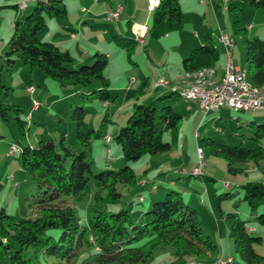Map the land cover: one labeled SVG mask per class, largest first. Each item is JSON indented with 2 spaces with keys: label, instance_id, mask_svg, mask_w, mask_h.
I'll use <instances>...</instances> for the list:
<instances>
[{
  "label": "trees",
  "instance_id": "trees-1",
  "mask_svg": "<svg viewBox=\"0 0 264 264\" xmlns=\"http://www.w3.org/2000/svg\"><path fill=\"white\" fill-rule=\"evenodd\" d=\"M246 1L252 8H264V0ZM46 16L67 18L66 1L37 0L26 15L20 13L17 16L8 46L0 58H5L4 66L9 70L20 59L27 67L30 78L38 68L49 77L77 85L84 98L93 96L102 103L108 102L112 96L111 82L105 73L107 54L96 52L92 63L76 65V58L68 50L40 39L46 26ZM183 26L184 12L180 0H162L153 11L150 33L154 38H160ZM245 30L247 28L238 26V31ZM114 39L126 49L132 61L135 42L138 41L135 38ZM15 54H19L18 59L14 58ZM220 54L214 35L205 34L202 44L183 59L184 73L208 65L215 67ZM246 60L250 80L256 87L263 85V39L256 36L248 38ZM0 88L7 90V94L11 90V87L3 84L1 76ZM172 94L174 92L171 91L170 95L152 102L133 104L126 124L113 138L120 145L125 161L118 170L112 168L111 161H107L104 169L93 171L87 151H91V140L100 137L101 133L88 127L86 116L90 111L80 102L72 103L71 117L77 125L76 137L81 151L74 150L66 143L65 134L61 135L59 143L42 137L37 145L21 144L17 152L20 166L37 189L33 195L34 202L29 204L35 215L19 219L5 207H0V264H75L84 251L96 253V264H110L114 261L121 264H149L154 252L166 246L177 250L176 260L167 264H187L183 253L190 250L195 251L197 257H218L220 248L204 229L198 210L176 187L169 186L165 196H154L150 206L144 207L142 215L136 220L130 208L111 211L90 206L87 210L88 224L81 225L74 206V201L83 196L91 179L100 185L94 199L119 203L123 196L118 184L129 187L137 183L132 163L146 154L155 156L168 152L179 142L183 115L167 103L158 105V102ZM24 112L21 105L5 102L0 92V121H14L23 135L28 129V120L22 118ZM250 125L255 140L264 138V123L252 121ZM165 136L169 139L166 140ZM202 146L207 147L213 155L224 158L234 173L237 171L233 167L236 163L259 164L264 160V147L260 146L222 143L211 136L201 138L200 149L204 154ZM182 173L185 175L179 178L194 175L207 179L208 176L205 170L201 175H195L192 171L190 174L188 171ZM154 183L157 181L152 182L155 193L159 185ZM148 185L144 180L141 187ZM240 187L251 213L258 215V220L264 224V182L247 181ZM103 191L106 192L105 196L102 195ZM145 199V195H139L140 202L143 203ZM216 206L220 209L219 203ZM229 217L236 253L246 264H264V256L255 248L256 244L262 243L263 237L255 235L247 221L235 213H229ZM80 264L92 263L81 261Z\"/></svg>",
  "mask_w": 264,
  "mask_h": 264
},
{
  "label": "rangeland",
  "instance_id": "rangeland-1",
  "mask_svg": "<svg viewBox=\"0 0 264 264\" xmlns=\"http://www.w3.org/2000/svg\"><path fill=\"white\" fill-rule=\"evenodd\" d=\"M65 1L68 7H70L69 18L73 21L75 15L72 6L81 2H79V0ZM84 1L85 3L83 5H85L88 10H91L90 1ZM183 1L185 13L184 26L179 30L169 32V35L173 39L180 38V41L184 40L183 42H185L189 38V35H194V33L198 32L201 41L202 36L207 30L208 32L212 30L214 34H218V24H222L224 30L229 33V30H227L228 24L231 26L230 32L235 39L236 45H240V40H243V44L247 47L249 35L253 36L251 34L258 33L257 31L264 32V29L260 30L257 25V23L264 24V9H252L249 5H240L237 7L238 9H236L232 4L229 10H219L216 8L215 12L212 5L208 2L201 4V0H195L193 3H186L185 0ZM100 2H107V0H100ZM240 2L244 3L245 0ZM134 3V0H117V4L125 7V10H129ZM31 5L33 6V4L29 3L30 7L27 10L24 9V15L30 11ZM123 10L124 9H122V12ZM15 12L16 10L12 4H4V1L0 0V38L4 37L8 30L6 24L8 19L7 16L10 17L11 14ZM110 13L112 12H109L107 16H109ZM105 19L106 16L103 17L101 24L98 25V28L95 30L101 31L100 34H103L105 31L110 32L111 37L115 34L116 25L112 22L104 21ZM56 20V18L46 16V26L40 34V39L42 41L47 39V33L50 32V29L53 26L56 27ZM127 21L128 20L125 22ZM237 21H240V27L244 28H247L248 24L251 22L256 24V32H254L255 30L252 31L251 27H248L247 33H245V31H238ZM92 24L96 26L97 22ZM100 34L89 31L85 37V44L89 46L100 44L103 48L107 49V52L110 51L113 55L109 60L107 72L112 75V93L114 95L119 94L120 100H118L117 103H112L114 106L110 113V122L105 120L108 109L104 106L102 101L93 96L84 98L80 87L72 82L66 80L60 81L49 77L38 68L35 69L30 78L27 67L22 60L18 59L19 54L14 55V58L18 60L9 70L4 66L5 58L0 59V76L2 82L11 87L8 94L7 90L0 88L1 98L7 103L21 105L25 109L22 118L28 120V129L25 135L21 133L17 123L14 121L9 123L0 121V183L2 184L0 190V207H5L10 214L15 215L19 219L34 217V211L29 204L34 202L33 195L36 194L37 189L20 166L18 153L11 154L9 152L11 144H15L19 147L21 144L37 145L42 137L48 140L53 139L56 143H59L61 135L65 134L66 143L74 150L78 152L81 151V146L76 137L77 125L71 117L72 103L74 101L80 102L84 108L90 111L86 116L88 127L101 133L100 137H94L91 140V151H87L92 160L93 171L99 172L104 169V164H108L106 163L107 161H111L112 168L118 170L124 165L125 161L121 152V147L113 137L119 132L121 127L126 124V110L128 109L125 108L123 111L116 110L120 102H124L123 97L126 90V86H124V89L118 90L119 75L121 72L132 70L129 76L140 79V86L136 84L131 91L132 93L134 89L137 88L140 92H148L150 94L156 87L163 88L162 91L171 92L170 87L164 89L165 86L157 85L158 80L163 78L166 79L164 71L166 63H162L160 60L161 56L170 55L172 59L179 56L177 48L172 47L173 45H170L168 41H166L169 38L160 37L155 39L152 37L151 33H148L145 36L144 42H138L136 45V50L133 55L138 58V65H135L129 60L127 51L126 54H122V52L115 50L117 47L125 49L124 47L122 48L118 45L115 40L112 41L113 43H109V39ZM78 35V39L83 40L82 34L78 33ZM219 46L221 53L220 59L222 58V60H224V49L221 45ZM63 50H66V48H63ZM232 52L233 58H236L233 50ZM111 69H113V72H111ZM147 78L150 80L149 86L146 84ZM179 82H176V84H181V80ZM249 82L254 85L250 80ZM29 85H34L36 87L37 91L35 95H31L27 91ZM35 98L42 105L39 109L40 113L33 112L32 110ZM152 99L153 98L147 100L145 103L151 102ZM167 100H172V107L184 115L180 126L179 142L168 152L156 156L146 154L140 160L132 163L137 175V183L129 187L118 184V189L123 196L119 203L94 199V195L100 190V185L94 179H91L83 196L74 201L80 224H88L87 210L90 206L96 209H109L111 211L130 208L134 220L138 219V217H140V211H143L144 207L150 206L154 196L158 194L165 196L169 185L163 180V177H171L176 179L178 183L176 188H178L179 192L198 210L204 229L210 234L212 240L218 244L220 248L218 262L221 258L230 257L234 260L233 264H246L235 251V239L231 230L229 213H235L238 217L246 220L248 227L253 226L257 228L254 234L262 236L263 241L261 244H256L255 248L261 256H264V224L258 220V215L251 213L247 202L244 200L243 189L240 187L244 182L259 181V179H261L260 174L262 171L257 163H236L233 167L237 168L239 172L234 173L230 171L228 163L224 158L213 155L207 147L202 146L207 165L205 174L214 179H205L203 176L194 175L179 178L180 175L178 174V172L182 173L186 171L182 170L180 172L179 170L182 169V167L189 169L194 165V154L197 159V149L199 150L200 148L197 147L194 135L198 131L202 132V137H205L204 135L209 136L208 134H210L214 136L213 138L215 140L227 144L238 145L243 143L244 146L248 147H256L264 144V140L257 142V140L251 139V132L253 130L248 126L247 122L241 123V121L238 120V115L245 113L251 116L249 121L254 120L256 123H262L264 122V110L246 112L241 110L234 114L224 109L222 111L220 110L224 117L219 118L217 112H211L206 116L204 112L201 111L200 105V107L193 106L191 111H187V105L183 97H180L177 93H174L172 97H167ZM116 112L120 113V115H116ZM12 114L14 115V113ZM28 116L31 117L28 118ZM107 135L112 137L111 143L105 142ZM165 139L168 140L169 138L165 136ZM199 141L201 145V138ZM179 156L181 157L180 160L177 159ZM263 163L264 160L261 161V164ZM252 169L254 170L252 171ZM262 169L264 170V167H262ZM191 171L192 169H189L188 173L190 174ZM13 174H15V179L9 180V177ZM143 177L146 182L148 180L149 185L145 188L143 187L142 189L136 190L137 187H141V180ZM153 181L162 182L155 193L152 190ZM225 183L230 184L232 189L228 190ZM140 194L146 196L143 203L139 201ZM102 195L105 196L106 192L103 191ZM202 198L205 200V203L200 201ZM217 203L220 204V209L217 208ZM48 232H51V230ZM30 255L33 256L32 253ZM95 255L96 253L94 252L90 254L89 251H84L82 257H79L75 264H80L81 261H90L92 264H96L94 262ZM176 258L177 250L172 246H166L157 249L148 263L167 264L176 260ZM216 258L217 257L211 255H207L206 258L197 257L196 252L192 250L184 251L183 253V259L187 264H216ZM3 264H7V262H3ZM110 264L121 263L114 261Z\"/></svg>",
  "mask_w": 264,
  "mask_h": 264
},
{
  "label": "crops",
  "instance_id": "crops-1",
  "mask_svg": "<svg viewBox=\"0 0 264 264\" xmlns=\"http://www.w3.org/2000/svg\"><path fill=\"white\" fill-rule=\"evenodd\" d=\"M3 1H4V4H12V6L15 8L16 12L12 13L10 17L7 16L8 19H7L6 24H7L8 30H7V33L4 35V37L0 38V58L4 54V52H5V50H6L7 46H8V41H9L11 35H12V32H13L14 21L17 18V16L20 14V12L16 8V6L22 0H3ZM36 1L37 0H33V1L29 2V3L30 4H35ZM87 1H90L89 3H90L91 10H88L87 7H85V5H83L85 3L84 0L83 1L79 0V2H81V3H76V4H74L72 6L73 12H74V15H75V19L73 21L69 18L70 7H68V5H67V8H68V17L67 18L61 19V18L53 17V18L57 19L56 20V27L53 26L50 29V32L47 33V36H48L47 39L44 40V41H50V42L54 43L56 46H58L62 50H63V48H66V50H68L76 58V65H79L81 63L92 62V60L94 58V54L96 52H103V53L107 54V56H108V65H109V60L113 56L110 51L107 52L106 51L107 49L103 48L100 44H94L93 46H89V45L85 44L86 43L85 42V37H86L87 33H89V31L90 32H96V33L100 34L101 31H97L95 29L98 28V25L101 24V21L103 20L104 16H106V19L104 21L112 22L113 24L116 25L115 34H113L111 37H110V32H107V31L103 32V34H100V35H104V37H107L109 39V41H110L109 43H113L112 41L115 40L114 39L115 37H122V38H128V39H134L135 38L137 40V37H136V35L134 33V29H135V27L140 26V25H146L148 27V31L146 32L145 36L148 33H150V28L152 26L153 11H149V9H148V0H134L135 3H134V5L132 7L129 8V10H127V9L125 10V7H123V9H124L123 12H121L119 18L116 19V20H108L107 19V17H108L107 14L109 12H114L117 9V7L120 4V3L117 4V0H114V1L107 0V2H100V0H87ZM240 1H242V0H212V1L201 0L200 3L201 4H205L206 2H208L209 4L212 5V8H213V10L215 12H216V8L219 9V10L220 9L229 10L230 9V5H232V4H233L232 6H234L236 9H238L237 7L240 6V5H244V6L249 5L246 0H245L244 3H241ZM185 2L186 3H193V2H195V0H185ZM180 3H181V6H182V10L184 12V1L180 0ZM252 9H258V8H252ZM261 9H264V8H261ZM22 13H23V11L21 12V14ZM184 19H185V13H184ZM126 20H128V21L125 22ZM94 22H97L96 26H94L92 24ZM236 24H237V28H238V26L241 25V22L237 21ZM257 25L259 26L260 30L264 29V27H263L264 24L263 23H257ZM257 25L251 22V23L248 24V27H251V30L254 31L255 27ZM248 27H247V30H245V33H247V31H248V29H249ZM220 28L223 29L224 32H226L224 30V26L222 24H218V27H217L218 34H214V32L212 30H210V29H209L210 31L208 32V30H207V32L205 34L212 33L214 35V37L216 38V40L218 42V45H221L223 47V49H224L225 59L222 60V58H221V59H219L220 62L218 61L215 64V67H216V69L218 71V75L221 77L225 73V66H226V63L228 61V55L226 53V50H225L224 46L218 40V35H219V32H220ZM227 30H229V33L228 32H226V33H228L230 36L233 37V35L230 32L231 26L228 25V24H227ZM254 32H256V30ZM257 32L258 33H253L251 35L263 39L264 38V35H263L264 32H261V31H257ZM78 33L82 34V36H83L82 39L83 40L78 39L79 38L78 37L79 36ZM199 35L200 34L198 32L194 33V35H189V38L185 42H183L184 40L180 41V38L179 39H173L169 35V33H167L166 35L162 36V37H165L166 39L169 38L166 41H168V43L170 45L172 44L173 45L172 47L177 48V53L179 54V56L177 58H174V59H172V56H170V55H168V56H166V55L164 56L163 55L160 58L162 63L163 62L166 63V66L164 68L165 78L169 82H171V83L179 82L181 80V78L183 77L184 68H183L182 61L195 47H198L199 44L200 45L202 44V38H201V41H200ZM145 36H144V39H145ZM249 37H251V36L249 35ZM155 39H158V38H155ZM170 39H171V41H170ZM175 40H177V41H175ZM241 41H242V44H241ZM138 42H135L134 52L136 50V45L138 44ZM148 42L152 43L151 41H148ZM118 45H120V44H118ZM63 46H65V47H63ZM121 47L123 48V46H121ZM219 48H220V46H219ZM115 50L116 51L118 50L119 52H122V54H126V50L125 49H120L119 47H117V48H115ZM232 50L234 51V55L236 56V58H234L235 65L238 66V67H241V68H246L247 71H248V79L250 80V75H249V70H248V63H247V60H246V47H245V44H243V40H240V45L237 46L236 43H235V39H234V46H233ZM220 56H221V54H220ZM131 62L134 63L135 65H138V58L135 57V55H133V60ZM108 65L106 67L105 73L109 77L110 82L112 83V80H111L112 79V75L107 72ZM131 71L132 70H128L127 72L126 71L125 72H121V74L119 75L120 79H119V82H118V84H119L118 90L124 89L125 88L124 86H126V90L124 92V97H123L124 98L123 99L124 102H120V104H119V106H118V108L116 110L123 111L125 108H128L126 110L127 117L129 115L130 111L132 110L133 104L135 102L145 103L147 100H149L151 98H153L152 101H154V100H157L158 98H160L162 96L171 94V92H169V91H162L163 88L161 89L160 87H156L155 89H153L150 94L148 92H140V91H138L137 88L134 89V91L132 93L131 91H132V89L134 88V86L136 84H138V86H140V83H139L140 79L136 78V77H130L129 74H131ZM111 72H113V69H111ZM156 76H158V75H156ZM250 81L253 82L252 80H250ZM149 83H150V80H149V78H147V81H146L147 86H149ZM174 84H176V83H174ZM253 84H254V82H253ZM157 85L160 86L159 82H157ZM254 86H256V84ZM164 89H168V86H166ZM110 93H111L112 98L108 102L103 103L104 106L108 109V114H107L105 120H107L109 122L111 121L110 113L112 111V107L114 106V105H112V103L113 102L117 103L118 100H120L119 99L120 98L119 94H115L114 95L112 93L111 85H110ZM173 95L174 94H172V96ZM172 96H170V97H172ZM184 101H185V103L187 105V108H186L187 111H191L193 109V106H199L198 103L188 102L185 99H184ZM163 103H167V104L173 106L172 100H167L166 99L164 101L158 102V105H161ZM41 107H42L41 104H40V106L38 108H34V106H33L32 110H33V112L35 111L37 113H40L39 109ZM224 109H226L227 111H231L234 114H236V113L241 111V110L233 111L227 106H222V107H220L217 110L210 111V112L204 113V114L207 116L211 112H217L219 114L218 117L222 118L224 116L220 112V110L222 111ZM175 110H177V109H175ZM242 111L246 112V111H257V110H242ZM178 112L181 113L180 111H178ZM181 114L183 115V113H181ZM241 114L242 115H240V114L238 115V120L241 121V123L247 122L248 126L252 129V126L250 124L254 120L249 121L250 118H251L250 115H247L245 113H241ZM116 115H120V113L116 112ZM30 117L31 116H28V118H30ZM183 118H184V115H183ZM262 123H264V122H262ZM199 126H200V124H199ZM208 135L211 136V137H214V136H212L210 134H208ZM202 136H203V134L200 131L196 132V134L194 135V140L197 143V147L198 148H201L199 140H200V138H202ZM204 136L206 137L207 135H204ZM252 136H253V134H252ZM252 136H251V139H254ZM261 140H264V138H261V139L257 140V142L261 141ZM111 141H112V137L110 135H107V137L105 139V142L111 143ZM259 146L260 147H264V144H261ZM259 146H256V147H259ZM197 153H198V149H197ZM194 158H195L194 165H192V167L189 168L190 170L191 169L193 170V168L195 167V165H196V163L198 161V154H197V159L195 157V154H194ZM177 159L180 160L181 157L179 156V157H177ZM258 165H259L258 167L262 171L261 174H260V176H261L260 178L261 179H259V181L264 182V170L262 169V167H264V163L261 164V162H260ZM206 168H207V165L205 167V170H206ZM189 169H187L185 167H182V169H180L179 171L180 172L182 170L188 171ZM235 169L237 170L235 173H238L239 170L237 168H235ZM253 170L254 169H252V171ZM205 173H206V171H205ZM178 174L181 175V176L185 175V174L179 173V172H178ZM163 178H164L163 180H165L166 183L169 186L176 187L177 184H178L174 178H171V177H163ZM13 179H15V174H13L12 176L9 177V180H13ZM144 179L145 178L143 177V179L141 180V184H142ZM207 179H213V178L207 176ZM153 182H155V181H153ZM146 183L148 184V180H147ZM244 183H246V182H244ZM154 184L160 185V184H162V182L160 181V182H157V183H154ZM226 184H228V183H226ZM142 188L143 187H137L136 190L137 189H142ZM227 189L228 190L232 189L231 185H230V188H227ZM184 193H186V192H184ZM200 201L202 203H205V200L203 198L200 199ZM142 213H143V211H140L139 216H141ZM250 230L255 232L257 230V228L252 226V227H250ZM216 259H217V260H215L216 264H218V257Z\"/></svg>",
  "mask_w": 264,
  "mask_h": 264
},
{
  "label": "built area",
  "instance_id": "built-area-1",
  "mask_svg": "<svg viewBox=\"0 0 264 264\" xmlns=\"http://www.w3.org/2000/svg\"><path fill=\"white\" fill-rule=\"evenodd\" d=\"M30 0H22L18 4V11L21 13L24 9L29 5ZM162 0H148V9L149 11H154L161 3ZM123 6L120 5L117 9L110 13L107 17L108 20H116L119 18L122 12ZM222 30L223 35L227 42L229 43V53H228V62H227V72H226V85L221 87V90H209V83H215L214 77L204 76V66L197 70H193L196 72V78H198V85L193 86L191 90H188L193 94V96L197 97V102L201 103V110L204 113H208L210 111H214L219 109L222 106H227L233 111L239 110H264V96H253L251 95L246 87H244L240 82V68L235 65L232 48L234 43L231 41V36L228 33ZM148 31V27L146 25L137 26L134 30L136 36H142L144 40V36ZM185 75V73H184ZM160 86L167 85L168 80L160 79ZM175 90H182L181 88L175 87ZM27 91L31 95H35L36 87L34 85H29L27 87ZM40 102L35 98L33 102L34 108H38L40 106ZM20 150V147L11 144L10 151ZM206 167V161L203 159V156L198 150V162L195 168L192 171H201L204 172ZM226 188H230L229 184L225 183ZM233 258H222L218 264H233Z\"/></svg>",
  "mask_w": 264,
  "mask_h": 264
},
{
  "label": "bare ground",
  "instance_id": "bare-ground-1",
  "mask_svg": "<svg viewBox=\"0 0 264 264\" xmlns=\"http://www.w3.org/2000/svg\"><path fill=\"white\" fill-rule=\"evenodd\" d=\"M31 1H33V0H30L29 2H31ZM209 1H212V0H209ZM136 37H137V40L139 42L144 41L142 39V36H136ZM218 40L225 47L226 53L228 55L229 43L225 39L222 30H220ZM231 41H232V43H234L232 36H231ZM239 68H240V82L244 87H246L248 92L253 96H264V84L259 86V87L252 85L248 80L247 69L241 68V67H239ZM226 72H227V63L225 66V73L221 77L218 75V71H217L216 67H214V66L205 67L204 76L214 77V80H215V83H209V90H221V87L226 85ZM179 83L173 84V83L168 81L166 86L170 87L172 92L179 93L181 95V97H183L188 102H195L201 106V103L197 102V97L193 96V94L188 91V90H191L193 88V86L198 85V78H196V72L195 71L185 72V75H183V77L181 79V84H179ZM175 87L181 88L182 90H175ZM199 150H200L201 155L203 156V159L205 160L204 155L202 153V150L201 149H199ZM17 152H18V150H14V151H11L10 153L12 154V153H17ZM192 173L195 175H201L202 174L201 171H192Z\"/></svg>",
  "mask_w": 264,
  "mask_h": 264
}]
</instances>
